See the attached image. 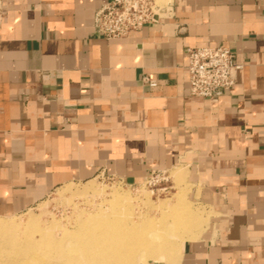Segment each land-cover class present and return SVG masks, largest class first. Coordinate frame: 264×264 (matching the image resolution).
<instances>
[{"label": "crops", "instance_id": "0c3cea01", "mask_svg": "<svg viewBox=\"0 0 264 264\" xmlns=\"http://www.w3.org/2000/svg\"><path fill=\"white\" fill-rule=\"evenodd\" d=\"M108 1L0 0V215L173 172L197 224L150 264H264V0H167L112 41L94 30ZM207 47L241 66L217 101L189 90L188 50Z\"/></svg>", "mask_w": 264, "mask_h": 264}, {"label": "bare ground", "instance_id": "6f19581e", "mask_svg": "<svg viewBox=\"0 0 264 264\" xmlns=\"http://www.w3.org/2000/svg\"><path fill=\"white\" fill-rule=\"evenodd\" d=\"M123 204L118 199L112 203L113 215H91L76 231L64 229L61 234L46 232L39 221L30 220L22 227L15 221L0 220V264H54L53 260H57L56 264H138L142 258L153 257L154 261L167 258L171 250L165 244L181 236L177 229L183 223L156 229L150 222L142 223L139 220L142 216L136 217V221L130 219V223L117 215L119 210L125 211ZM191 227L192 224L188 230ZM169 256L173 259L175 254Z\"/></svg>", "mask_w": 264, "mask_h": 264}, {"label": "rangeland", "instance_id": "374dc122", "mask_svg": "<svg viewBox=\"0 0 264 264\" xmlns=\"http://www.w3.org/2000/svg\"><path fill=\"white\" fill-rule=\"evenodd\" d=\"M161 3H164V1L161 0ZM166 176L168 180L159 179L152 182L145 180L140 185H129L118 178L100 176L90 182L64 186L54 191L44 202L20 214L13 216L0 215V220L15 221L22 227L26 226L30 220L39 221L40 227L45 229L46 232L61 234L64 229L76 231L77 226L91 215L95 216L97 213L113 215L112 203L119 199L124 203L123 206L126 212L119 210L117 215L122 216L128 222H130V219L136 221V217L142 216L139 219L142 220V223L148 225L150 222L156 229H161L164 225L183 223V227L186 226V228L179 227L177 229L181 236L165 244V248L171 250L168 254L176 255L179 243L193 232L192 228L197 224L198 215L185 203L179 175L172 172ZM190 213L194 221H192L193 218ZM180 218L183 220L181 221ZM186 219L191 221L186 222ZM184 220H186V223ZM185 224L190 226L192 224V227L188 230L189 225ZM169 255L163 261L171 260ZM153 261V257L142 258L138 264H150ZM53 263L56 264L57 260H53Z\"/></svg>", "mask_w": 264, "mask_h": 264}, {"label": "built area", "instance_id": "2783aa9c", "mask_svg": "<svg viewBox=\"0 0 264 264\" xmlns=\"http://www.w3.org/2000/svg\"><path fill=\"white\" fill-rule=\"evenodd\" d=\"M168 8L169 2L159 0H110L97 10L94 30L108 41L125 39L146 26L158 24ZM188 59L192 97L217 101L235 88L241 66L229 48L189 49ZM167 174V171L152 172L147 182L168 180Z\"/></svg>", "mask_w": 264, "mask_h": 264}]
</instances>
